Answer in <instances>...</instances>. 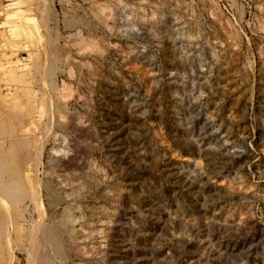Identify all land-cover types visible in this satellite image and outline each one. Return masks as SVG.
Returning a JSON list of instances; mask_svg holds the SVG:
<instances>
[{"label":"rangeland","instance_id":"1","mask_svg":"<svg viewBox=\"0 0 264 264\" xmlns=\"http://www.w3.org/2000/svg\"><path fill=\"white\" fill-rule=\"evenodd\" d=\"M54 222L53 264H264V0H0V264Z\"/></svg>","mask_w":264,"mask_h":264},{"label":"bare ground","instance_id":"2","mask_svg":"<svg viewBox=\"0 0 264 264\" xmlns=\"http://www.w3.org/2000/svg\"><path fill=\"white\" fill-rule=\"evenodd\" d=\"M62 229L64 230V227H61V225L59 226L55 222L47 225L44 228L43 238L40 241L42 243V245H44L43 256H41V259H42L41 264H53V262L46 257L47 253H52L55 255L60 253L59 250L62 247V244L64 245L63 241L61 240V238L59 236V230H62ZM38 245H40V244H38Z\"/></svg>","mask_w":264,"mask_h":264}]
</instances>
